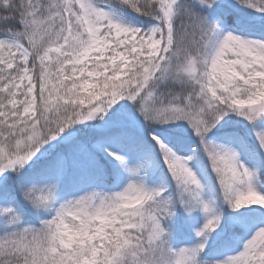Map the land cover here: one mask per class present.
Instances as JSON below:
<instances>
[{
  "label": "snow or ice",
  "instance_id": "1",
  "mask_svg": "<svg viewBox=\"0 0 264 264\" xmlns=\"http://www.w3.org/2000/svg\"><path fill=\"white\" fill-rule=\"evenodd\" d=\"M0 264H264V0H0Z\"/></svg>",
  "mask_w": 264,
  "mask_h": 264
}]
</instances>
